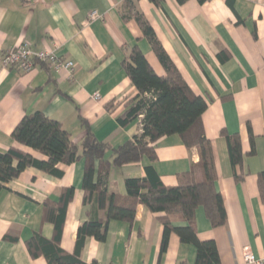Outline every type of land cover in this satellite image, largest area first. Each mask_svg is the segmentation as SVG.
I'll return each instance as SVG.
<instances>
[{"label": "crops", "instance_id": "0c3cea01", "mask_svg": "<svg viewBox=\"0 0 264 264\" xmlns=\"http://www.w3.org/2000/svg\"><path fill=\"white\" fill-rule=\"evenodd\" d=\"M96 13L95 19L90 15ZM142 15L157 40L195 95L208 102L202 116L206 137L213 146L227 221L214 227L203 207L196 211L200 241H214L220 264H244L249 249L264 257V0H0V51L30 43L35 51H54L76 64L74 76L37 64L30 73L0 70V153L16 147L38 161L43 154L12 140L24 116L36 111L59 121L80 144L84 120L95 138L120 146L142 131L141 121L128 127L118 123L125 102L137 89L123 69L129 51L138 46L157 75L166 72L136 16ZM100 100L93 99L95 94ZM114 103L111 110L107 105ZM238 135L243 161L233 166L226 136ZM254 154H251L252 140ZM156 159L112 167L106 176L111 194L127 195L126 180L146 177L152 167L165 186L199 162L198 149H188L180 136L160 139ZM63 176L28 168L0 194V264H48L33 258L27 242L39 234L55 235L45 220V202H58L61 191L74 188L60 247L75 252L78 229L90 216L83 204L85 161L60 165ZM201 182L203 174L196 170ZM102 216V213H100ZM104 215V213H103ZM139 205L132 225L111 221L105 242L87 238L81 253L86 264H195L197 251L172 233L160 253L163 225L160 217ZM175 228L188 224L172 216ZM8 236V238H7ZM9 237L15 238L12 241Z\"/></svg>", "mask_w": 264, "mask_h": 264}, {"label": "trees", "instance_id": "16d2710c", "mask_svg": "<svg viewBox=\"0 0 264 264\" xmlns=\"http://www.w3.org/2000/svg\"><path fill=\"white\" fill-rule=\"evenodd\" d=\"M149 1L158 7L163 3V0ZM187 1L177 0L179 4ZM198 1L205 3L207 0ZM136 20L166 72L165 76L157 75L138 46L129 51L122 64L138 94L126 100L125 111L118 117V123L125 128L140 120L141 133L116 147L98 141L81 119L82 126L86 127V135L80 144H76L59 121L36 111L23 117L12 133V140L43 154L47 160L38 161L16 147L0 153V194L7 189V184L18 179L28 168L61 177L63 171L59 169L60 165L69 166L85 161L83 204L90 207V216L78 229L75 252L69 254L60 247L67 208L75 193L72 187L61 191L58 202L46 201L44 204L45 220L55 227L54 238L47 240L35 234L27 242L30 255L33 258L43 256L48 264H86L81 260V253L87 238L105 242L111 221L132 225L139 205L153 213L163 214L160 217L164 228L161 254L166 252L171 234L176 233L182 243L196 248L195 264H220L215 242L200 241L195 226L196 211L200 207L205 209L214 227L224 226L227 221L223 199L216 188L218 176L213 146L205 135L202 123L208 102L194 94L145 18L137 15ZM113 107L114 103L107 105L108 110ZM173 135L180 136L188 149L197 148L199 154L198 164L189 172L179 175L176 186H165L158 173L152 167H147L145 178L126 180V196L109 193L106 176L112 167L139 163L145 157L155 160V143ZM226 138L233 166L240 165L243 151L239 136L227 135ZM251 140V154H254L252 135ZM197 169L203 174L201 182L196 179ZM175 215L182 216L188 225L185 228L173 227L170 218Z\"/></svg>", "mask_w": 264, "mask_h": 264}, {"label": "built area", "instance_id": "2783aa9c", "mask_svg": "<svg viewBox=\"0 0 264 264\" xmlns=\"http://www.w3.org/2000/svg\"><path fill=\"white\" fill-rule=\"evenodd\" d=\"M96 16V13H92L90 20L95 19ZM39 63L46 64L55 71L66 72L71 78L76 69L73 61L58 56L54 51H35L33 46L27 42L17 48L0 51V70L30 73ZM100 98L98 93L93 96V99L97 101ZM244 264H264V257H258L249 249H245Z\"/></svg>", "mask_w": 264, "mask_h": 264}]
</instances>
